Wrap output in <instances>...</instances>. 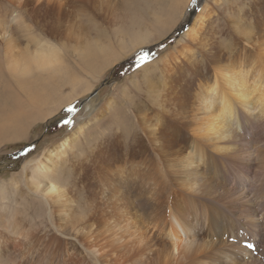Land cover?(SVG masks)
<instances>
[{"label":"rangeland","instance_id":"rangeland-1","mask_svg":"<svg viewBox=\"0 0 264 264\" xmlns=\"http://www.w3.org/2000/svg\"><path fill=\"white\" fill-rule=\"evenodd\" d=\"M124 1L110 9L100 0L78 3L83 13L77 10L72 17H60L59 31L52 25L44 27L45 22L57 19V12L49 13L50 19L43 17L42 22V17L23 14L16 5L20 0L0 7V22L14 28L15 35L7 48L0 50V105L5 103L3 92L11 89L19 106L11 104L5 111L18 112L20 107L24 114H31L19 129L14 125L0 134V206L18 210L12 220L13 231L7 229L6 212L0 220V264H97L88 231L103 221L118 220L119 215L106 216L110 213L105 212L106 206L112 202L101 195L94 197L100 205L89 199L85 188L95 191L91 178L96 173L100 184L115 188L117 174L109 175L108 169L117 172L123 166L128 172L138 170L143 175L150 138L154 137L150 131L156 125L162 134L183 143L180 121L171 110L180 99L178 88L192 84H199L200 90L210 88L209 82L223 71L216 72L213 62L223 56L224 47L231 49L236 61L244 59L243 46L252 45L242 41L245 37L241 34H233L237 20L243 19L246 28L247 24L257 31L264 28V0H149L153 7L144 12L134 0V7L129 8L134 9L148 36L132 47L124 44L129 42L126 35L131 30L116 23V16L121 17L128 6ZM215 1L223 3V8ZM195 3H200L198 12L192 11ZM192 12L195 16L188 21ZM145 49L149 52H143ZM39 60L49 64L38 66ZM253 64L258 65L257 61ZM145 66H152L151 72L166 79L160 83L172 99L170 108L161 105L155 94L149 95L141 76ZM219 66L225 68V63ZM228 69L235 73L233 66ZM204 73H209L211 80L207 81ZM34 96L45 100L30 110ZM69 107L74 111L68 112ZM197 119L203 133L210 135L206 116L200 114ZM245 125L247 132L257 127L252 118ZM66 140L70 142L63 148ZM42 163L44 168L58 164L60 170L56 182L62 195L52 201L43 191L51 178L41 175ZM120 175L127 177L125 172ZM132 178L136 183L120 187H139L140 194L142 177ZM13 181H19L17 191L12 188ZM126 200L120 202L124 205L121 210L128 205ZM129 208L133 211V202ZM61 211L72 218H60ZM23 232L28 240L22 237ZM44 234L55 236L47 247L39 238ZM20 241H25L24 246Z\"/></svg>","mask_w":264,"mask_h":264},{"label":"bare ground","instance_id":"bare-ground-1","mask_svg":"<svg viewBox=\"0 0 264 264\" xmlns=\"http://www.w3.org/2000/svg\"><path fill=\"white\" fill-rule=\"evenodd\" d=\"M12 1L0 0V7ZM20 1L16 5L23 14L35 19L42 17V22L43 17L50 19L49 13L57 12V19H53L52 23L45 22L44 27L52 25L59 31V18L72 17L77 10L83 13V8L77 4L87 0ZM100 1L106 9L121 2ZM124 2L128 6L123 8L121 17L116 16V23L131 30L126 35L129 42L124 44L136 47L147 38L148 33L133 14L134 9L129 8L134 7L135 1ZM221 5L224 4L218 3V8L222 9ZM137 7L144 12L153 6L149 0H138ZM112 12L108 10V13ZM237 23L233 34H241L245 37L242 41L252 45L243 46L241 55L244 59L236 61L231 49L224 47L223 56L213 62L216 72L223 71L209 82L210 88L200 90L199 84L177 87L180 99L171 110L180 121L183 143L169 134H162L156 125L150 131L154 137L150 138L144 176L138 170L128 172L120 166L117 172L108 169L109 175L117 174V187L100 184L95 173L90 181L95 191L85 188L95 205H100L95 199L100 195L112 202L106 206L105 212L110 210L109 214L106 212L108 218L119 215L118 220L112 223L103 221L88 231L89 238H93L92 256L97 264H264V28L257 31L256 27L248 24L246 28L243 19L237 20ZM13 37L14 28L0 22V50L6 49ZM247 51L250 52L248 56ZM143 52L149 51L145 49ZM207 54L203 53L204 56ZM97 58L101 60L99 55ZM254 61L258 65H251ZM221 63H225V68L219 66ZM48 64L45 60L37 63L41 67ZM229 66H233L235 73L229 71ZM87 67L92 68L91 62ZM151 67L145 66L142 70V82L147 85L149 95L155 94L154 98L161 105L170 108L172 99L160 83V80L166 79L151 72ZM203 77L211 80L209 73H204ZM220 81L226 85L225 88ZM10 90L3 92L5 103L0 105V134L14 125L19 129L23 125L21 123L31 118V114H24L20 107L18 112L5 111L11 104L19 106L14 99L15 93H10ZM30 99L29 109L45 100L35 96ZM200 114L206 116V131L210 135L201 130L197 119ZM251 118L256 121L257 127L247 132L245 123ZM155 134L159 137L156 138ZM69 142L66 140L62 147L68 146ZM40 166L43 167L41 175L52 180L46 182L43 188L52 201L62 195V187L56 182L60 172L58 164L54 168H44L43 163ZM121 172L129 178L121 176ZM134 175L142 177L139 180L140 194L139 187L135 190L120 187L124 183H136L132 178ZM18 185L19 181H13V190L17 191ZM126 192V196L120 197ZM131 197L135 200L131 201ZM123 198L127 199L128 205L121 210ZM131 202L134 203L133 211L129 208ZM90 207L96 211L94 205ZM17 211L16 208L6 210L0 206V220L6 212L7 229L11 231ZM66 214L61 211L59 216H67L68 221L72 215ZM247 235H251L262 249L261 252L258 248L260 258L254 257L242 245L243 237ZM42 236L39 238L45 247L55 238L53 234ZM22 237L28 240L24 232ZM98 238H102L103 242ZM57 240V243L61 242L59 238ZM20 242L21 245L25 243ZM82 263L85 264V261Z\"/></svg>","mask_w":264,"mask_h":264},{"label":"water","instance_id":"water-1","mask_svg":"<svg viewBox=\"0 0 264 264\" xmlns=\"http://www.w3.org/2000/svg\"><path fill=\"white\" fill-rule=\"evenodd\" d=\"M199 7H200V3H195V4L192 6V11H194V12H198ZM194 12H193V14L188 13V15H189L188 18H187L188 21H190V17L195 16V15H194Z\"/></svg>","mask_w":264,"mask_h":264},{"label":"snow or ice","instance_id":"snow-or-ice-1","mask_svg":"<svg viewBox=\"0 0 264 264\" xmlns=\"http://www.w3.org/2000/svg\"><path fill=\"white\" fill-rule=\"evenodd\" d=\"M142 59H143V57H142ZM67 111H68V112H72V111H74V109H73L72 107H69V108L67 109ZM67 123H71V121H67ZM248 247H251V245H248Z\"/></svg>","mask_w":264,"mask_h":264}]
</instances>
